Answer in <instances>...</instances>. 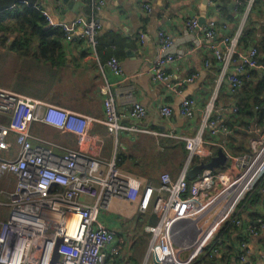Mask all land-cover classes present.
Here are the masks:
<instances>
[{
    "label": "built area",
    "instance_id": "2783aa9c",
    "mask_svg": "<svg viewBox=\"0 0 264 264\" xmlns=\"http://www.w3.org/2000/svg\"><path fill=\"white\" fill-rule=\"evenodd\" d=\"M88 1L91 13L70 21H54L37 2L33 7L42 12L49 27L61 29L66 41L77 38L85 42L93 56L97 54L100 30L95 13L105 0ZM253 1L247 0L246 12ZM236 5L234 2L233 8ZM143 8L149 10L150 5L145 3ZM246 17L232 36L220 34L215 20L206 24L192 16L184 20L187 31L198 32L208 41L212 57L219 62L217 87L226 83L230 92L241 85L249 71L262 69L264 77V67L257 59L258 49L244 50L239 46ZM156 37L158 52L145 67L146 73L169 86L166 68L180 58L181 52L166 30L159 29ZM106 67L114 76L123 75V64L115 56L108 58ZM171 88L178 91L176 85ZM100 93L102 123L107 133L150 134L161 146L171 141L182 143L186 158L180 173L172 178L162 172L156 184L143 183L120 169L115 152L107 160L101 158L103 140L92 132V116L0 87V176L14 179L12 189L5 191L4 199L0 198V264H104L108 253H118L117 236L98 217L115 199L135 202L139 212H150L155 217L156 221L146 226L149 239L145 260L149 264H191L207 250L217 254V231L226 220L233 219L238 204L264 175V140L253 142L246 153H225L229 161L228 166L225 163L226 170L204 168L189 180L186 172L191 160L210 158L213 146H217L210 139L230 133L228 126L214 116L218 111L214 95L205 107L198 129L190 136L136 123L124 124L116 108L115 93L105 78ZM195 108L194 98H183L179 114L191 120ZM160 113L170 117L172 110L162 105ZM142 114L137 107L134 115ZM37 126L71 134L75 145L51 140L35 132L33 128ZM253 131L250 134H255ZM213 208H217L214 218L206 224L205 216ZM233 222L240 223L237 219ZM259 225L264 228V220L260 219ZM249 232L253 233V229Z\"/></svg>",
    "mask_w": 264,
    "mask_h": 264
},
{
    "label": "crops",
    "instance_id": "0c3cea01",
    "mask_svg": "<svg viewBox=\"0 0 264 264\" xmlns=\"http://www.w3.org/2000/svg\"><path fill=\"white\" fill-rule=\"evenodd\" d=\"M38 2L50 13L54 21H70L76 16L91 13L88 0H38ZM234 2L239 3L238 0H105L99 11L95 13V18L100 23L96 55L92 56L86 43L77 40V38L62 42L66 55L65 65H71L72 61L74 64L80 62V66L93 75V114L88 110L60 106L88 114L95 119L91 129L93 134L99 135L103 140L100 151L101 158L107 160L115 152L116 162L121 170L139 178L143 183L156 184L162 173V171L159 173L160 169H167L165 172L169 173L168 167L175 166V160H172L171 156L174 158L176 156L172 152L175 151L183 155L182 152L174 149L176 141L161 146L155 143L150 134L120 132L117 136H112L107 133L102 123L104 111L103 95L99 90L101 78H105L111 85V90L115 93L116 108L122 116L124 124L136 123L143 127L172 130L175 133H184L190 136L195 134L198 129L204 116L205 107L214 95L215 109H218L214 116H217L218 120L224 124L233 123L234 128L228 127L230 129L228 135L219 136L217 139L212 137L210 140L217 142V146H213L210 158L198 157L200 161L208 162L216 156L218 149H221L224 154L227 152L238 154L229 149V146L239 142L242 143V148L245 150L242 153H246L251 149L253 142L260 138L264 140V121L263 119L261 121V115H259L258 109L260 108L253 106L254 118L250 117L246 125L239 124V121L236 120L238 118L237 111H233V108L238 105L236 95L239 93L240 87L234 93L230 92L226 83L224 86L217 87L219 62L212 57V53L207 47L208 41L198 32L187 31L184 25L187 16L197 18L204 24L215 20L220 34L232 36L238 30L242 18L249 15V12H246V6L240 13L234 10L235 7H229V4H234ZM145 3L150 5L149 10L143 8ZM258 12L259 10L256 9L250 15L252 28H256L258 25L253 22H259L257 18L260 13ZM161 28L172 36L181 52L180 58L166 68L170 74L169 86L166 82L151 79L149 75L147 76L145 68L152 63L158 52L156 33ZM78 32L79 29L76 30L75 35H78ZM109 55L115 56L122 62L123 75L121 77L114 76L106 67ZM206 62L207 66H205ZM262 66L264 67V61ZM261 74L262 69H258V73L248 79L252 86L258 83V78H263ZM191 76H193L192 80H187ZM174 85L178 89L177 92L171 88ZM186 97L196 100L195 116L191 120H187L179 114V104ZM162 105L170 106L172 110L170 117L161 115L160 107ZM137 107L143 111L140 117L134 115ZM249 124L251 125L250 130L247 129ZM33 130L37 133L45 130L52 131L58 137H62L57 142L70 145L66 140L72 138L75 144L71 134H59L55 130L39 126L34 127ZM251 130H254L252 133L255 134H250ZM105 147H107V153ZM183 157L186 158V151H184ZM194 158L189 163L187 172L195 165ZM225 163L227 166L229 165L228 160ZM225 163L212 170H226ZM182 167L183 165L178 168L176 175L171 174L172 176H170L175 178ZM12 179L8 177V180L5 178H3L4 181L1 180V185L6 191L12 189L14 185ZM260 182L256 186L255 195L244 201L243 205L236 207L240 223L232 222L237 227L227 228L226 233L222 234L223 237L227 236L226 239L223 238L224 244H222V238L219 237L221 234L219 233V236L216 234L220 244L217 254L227 252L230 259L229 264H264L262 258L264 255V228L259 225V220H264V175ZM217 208H213L205 216L206 224L213 220L214 211ZM98 220L107 228L115 231L117 237L124 238L123 243L129 236L131 238L126 246L128 251L124 255L119 250L120 244L115 243L118 253H108L104 264H137V260L133 261L134 258L130 256L132 239H136L139 233L142 237L146 233L149 239L146 226L154 223L155 217L150 212H139L135 202L115 199L110 208L99 214ZM250 229H253V233L249 232ZM137 251L136 255L138 256ZM128 252L129 256H127ZM133 256L136 257L134 253ZM144 264H146L145 256Z\"/></svg>",
    "mask_w": 264,
    "mask_h": 264
},
{
    "label": "trees",
    "instance_id": "16d2710c",
    "mask_svg": "<svg viewBox=\"0 0 264 264\" xmlns=\"http://www.w3.org/2000/svg\"><path fill=\"white\" fill-rule=\"evenodd\" d=\"M238 2L239 3H237L235 9L236 12L240 13L244 10L247 0H238ZM256 9H258V13H260L259 18H257L259 22L253 21L254 24L257 23L258 25L256 28H252L250 26V15ZM247 17L245 19L241 35L238 38L239 46L244 50L249 47H256L258 49V62L262 64L264 61V0H254ZM65 41L66 40L61 29L49 27L46 17L40 10H37L33 6H28L24 3H18L12 9L4 10L0 13V47L4 50L11 51L14 54L22 57L26 56L33 58L36 61L49 63L52 66L59 68L65 65L66 55L62 45V42L64 43ZM110 56L112 55H109L108 58ZM257 73L258 70H252L249 71L248 75H244L242 84L239 86V93L236 95L238 103V105H236L237 107H235L238 117L236 120L242 125H246V123L248 124L250 117L254 118L255 114L252 111L253 106L260 108L258 109L260 112L259 115H261V121L262 119L264 121V77L258 78V83L254 84L253 86L248 81L250 77L255 76ZM222 86H224V84ZM226 125L231 129L234 128L233 123H226ZM250 126L251 125L249 124L247 129ZM235 132H238V130H235ZM238 146L239 148H236ZM229 147V149L235 153L237 152L238 154L245 151L242 148L243 145L241 142L235 145H230ZM174 149L183 153V155H180V153L178 154L175 152V156L180 158L177 165V167L180 168L185 161V157H183L185 150L182 143L180 142L175 144ZM199 161V158L195 157L193 163L196 164ZM260 181L261 179L257 181L254 189L249 193L246 199H243L238 204L237 208L240 205H243L244 201L252 198L255 195L256 186ZM237 208L231 217H233V219L239 220L240 216ZM233 219L226 220L219 228L220 230H218L216 233L217 236H219V233L221 234L219 237L222 238V244L225 242L223 238H227V236H222V234L226 233V229L235 226L237 227L236 224H233ZM224 252H220L218 255L210 254V252L207 250L191 264H229L230 259L228 253Z\"/></svg>",
    "mask_w": 264,
    "mask_h": 264
},
{
    "label": "rangeland",
    "instance_id": "374dc122",
    "mask_svg": "<svg viewBox=\"0 0 264 264\" xmlns=\"http://www.w3.org/2000/svg\"><path fill=\"white\" fill-rule=\"evenodd\" d=\"M75 64L72 61L71 65L57 68L49 63L36 61L26 56L22 57L10 51L6 52V50L0 47V87L36 98H42L58 105L88 110L93 114V75L91 72L85 71L84 67L80 66V62H76ZM102 84L103 78H101L100 87ZM41 134L54 141L62 139L61 136L58 137L52 131L45 130ZM66 142L71 146L75 145L72 138L67 139ZM157 150L159 151L160 149ZM105 152L107 153V147H105ZM174 153L175 151L172 152V154ZM171 159L175 160V166L168 167L169 174L174 176L177 174V165L180 158L171 156ZM161 171L165 172L167 169L162 168L159 170V173ZM3 178L8 180V177L0 176V198L2 199L6 195V189L1 185V180L4 181ZM12 180L14 181V179ZM140 236L141 234L139 233L136 239H132L130 256L134 258L133 261L137 260V264H144V252L146 253L148 235L145 233L143 237ZM129 237L125 240V243H123L124 238L117 237L116 243L120 244L119 250L122 251L123 255L128 251L126 246L131 240ZM134 249L135 251H133ZM136 251L138 256L136 255ZM133 253L136 257L133 256ZM127 256H129V252ZM127 258L129 259L130 257ZM146 264H149L148 260Z\"/></svg>",
    "mask_w": 264,
    "mask_h": 264
},
{
    "label": "water",
    "instance_id": "95a60500",
    "mask_svg": "<svg viewBox=\"0 0 264 264\" xmlns=\"http://www.w3.org/2000/svg\"><path fill=\"white\" fill-rule=\"evenodd\" d=\"M38 0H0V13L4 10L12 9L18 3H25L28 6H33ZM39 3V2H38ZM233 3L229 4V7H233ZM200 22V20H199ZM201 23V22H200ZM226 161V156L221 149L217 150L216 156L212 157L208 162L200 161L193 165L187 172V176L190 179L195 178L202 169H213L217 166H222ZM57 257L56 251H54V259Z\"/></svg>",
    "mask_w": 264,
    "mask_h": 264
}]
</instances>
